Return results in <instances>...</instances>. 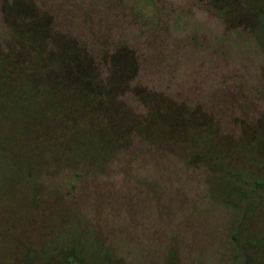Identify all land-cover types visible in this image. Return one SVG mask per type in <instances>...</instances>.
Here are the masks:
<instances>
[{"label":"rangeland","instance_id":"obj_1","mask_svg":"<svg viewBox=\"0 0 264 264\" xmlns=\"http://www.w3.org/2000/svg\"><path fill=\"white\" fill-rule=\"evenodd\" d=\"M0 264H264V0H0Z\"/></svg>","mask_w":264,"mask_h":264},{"label":"trees","instance_id":"obj_2","mask_svg":"<svg viewBox=\"0 0 264 264\" xmlns=\"http://www.w3.org/2000/svg\"><path fill=\"white\" fill-rule=\"evenodd\" d=\"M37 43H38V41H37ZM37 73H38V72H37ZM40 84H41V82H40ZM41 85H42V84H41ZM49 89H50V88L46 87L45 85H44V86H41V90H42V91H48ZM36 90H37V89H36ZM94 135H95V134H94ZM94 135H91L90 138L93 139ZM98 140H99V139H98ZM63 150H66V151H67V156L70 154V153H68L67 148H66V149L62 148L61 151H63ZM57 156H60V155H57Z\"/></svg>","mask_w":264,"mask_h":264}]
</instances>
